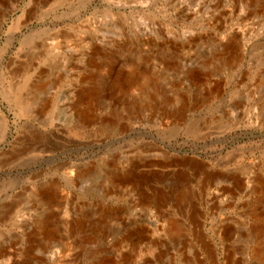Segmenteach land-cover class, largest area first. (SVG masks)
<instances>
[{
	"label": "rangeland",
	"instance_id": "374dc122",
	"mask_svg": "<svg viewBox=\"0 0 264 264\" xmlns=\"http://www.w3.org/2000/svg\"><path fill=\"white\" fill-rule=\"evenodd\" d=\"M0 264H264V0H0Z\"/></svg>",
	"mask_w": 264,
	"mask_h": 264
},
{
	"label": "bare ground",
	"instance_id": "6f19581e",
	"mask_svg": "<svg viewBox=\"0 0 264 264\" xmlns=\"http://www.w3.org/2000/svg\"><path fill=\"white\" fill-rule=\"evenodd\" d=\"M185 192H186V190H185ZM169 220V219H168ZM171 224V223H170ZM177 226V225H176Z\"/></svg>",
	"mask_w": 264,
	"mask_h": 264
}]
</instances>
